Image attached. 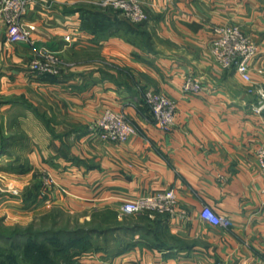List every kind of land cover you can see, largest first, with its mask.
Wrapping results in <instances>:
<instances>
[{"label":"crops","instance_id":"1","mask_svg":"<svg viewBox=\"0 0 264 264\" xmlns=\"http://www.w3.org/2000/svg\"><path fill=\"white\" fill-rule=\"evenodd\" d=\"M98 1L34 0L24 15L34 26L30 40L1 36L0 174L18 188L38 172L52 179L30 215L60 204L119 226L73 264H262L256 150L264 113L253 110L257 95L234 68L220 66L210 44L216 25H238L258 45L250 76L264 89V0H140L148 18L138 33L106 17ZM41 50L63 60L59 75L28 67ZM187 77L200 82L197 92L183 90ZM146 89L176 102L170 130L151 119ZM105 109L123 111L136 133L125 142L99 138L92 122ZM168 188L172 213L119 210L125 198ZM203 205L226 225L201 218ZM22 207L5 199L0 214H26Z\"/></svg>","mask_w":264,"mask_h":264},{"label":"built area","instance_id":"2","mask_svg":"<svg viewBox=\"0 0 264 264\" xmlns=\"http://www.w3.org/2000/svg\"><path fill=\"white\" fill-rule=\"evenodd\" d=\"M34 0H0V38L4 36L9 42H28L32 24L24 21L29 6ZM102 8L111 7L125 19L136 22L148 17L140 0H99ZM214 37L210 51L214 59L223 68H234L240 78L247 83V92L255 93L257 101L252 106L256 113L264 107V89L256 86L250 76V65L258 52V45L235 24H218L213 28ZM69 39V35L65 36ZM63 60L51 50H41L28 61V67L39 75H59L63 70ZM185 92H197L200 82L187 77L182 86ZM143 102L155 124L170 130L175 124L176 102L169 96L152 90H144ZM92 128L102 140L125 142L136 133V127L123 111L105 109L92 122ZM258 167L264 174V141L256 150ZM46 183H52L47 176ZM176 197L172 188L155 194L125 198L119 204L123 214H135L144 211L172 213L175 210ZM200 216L214 225H226V218L217 214L211 206L203 205ZM264 264V262L262 263Z\"/></svg>","mask_w":264,"mask_h":264},{"label":"rangeland","instance_id":"3","mask_svg":"<svg viewBox=\"0 0 264 264\" xmlns=\"http://www.w3.org/2000/svg\"><path fill=\"white\" fill-rule=\"evenodd\" d=\"M147 18L132 23L143 24ZM64 65L65 63L63 68ZM47 176V174L35 173L27 185L18 188L10 181L11 178L9 182L0 174V202L5 199L17 200L23 204L22 209L26 210V214L17 211L10 212L8 216L6 213L0 214V264H73L84 253L96 251L101 235L98 233L99 230L113 226L112 223L105 224L103 215L101 216L97 211L89 214L73 213L60 204L50 205L47 211L41 214L30 215V209L45 199L42 196L51 184L46 183ZM85 231H91L89 237ZM73 232L78 239L72 237ZM27 235L32 240H37L29 248L23 247L24 243L20 244L29 238ZM83 235L85 238H81ZM51 236L57 240V243L52 240L48 242L47 248L42 250L40 240ZM101 236L103 239L104 236ZM86 247L88 249L81 253V249ZM58 248L65 250L59 251Z\"/></svg>","mask_w":264,"mask_h":264},{"label":"trees","instance_id":"4","mask_svg":"<svg viewBox=\"0 0 264 264\" xmlns=\"http://www.w3.org/2000/svg\"><path fill=\"white\" fill-rule=\"evenodd\" d=\"M99 7V6H98ZM106 17L108 16V17H110V18H113V19H115V21L117 22V24L118 23H120V25L127 31V32H131V33H138V29H139V27L142 25V23L141 24H133L132 22H130L129 20H127V19H125L123 16H121L120 14H119V12L118 11H116V10H113V9H110V8H101V7H99L98 8ZM135 27H137V28H135ZM46 196H45V194H43V196H42V198H45ZM35 198H37V196L35 197ZM35 200V199H34ZM38 200V199H37ZM103 222L105 223V224H109L110 225V223H112V227L110 226V227H107V228H104V229H101V230H99L98 231V233L99 234H101V235H103L104 237H105V235L107 234V233H113L114 232V230H115V228H119V226H115V224L113 223V221H109L108 219H107V217H105V216H103ZM85 232H87L88 233V237H89V233L91 232V231H85ZM73 235L74 236H72L74 239H78L76 236V234L73 232ZM85 235V234H84ZM84 235H83V237H81V238H85L84 237ZM28 237H29V235H27ZM107 236V235H106ZM23 237H26V236H23ZM79 237V236H78ZM105 238H107V237H105ZM104 238V239H105ZM60 239V238H59ZM52 240H53V242H55V244L57 243V240L55 239L54 240V238L51 236L50 238H48V237H45V238H42L41 240H40V243H41V247H42V250L44 249V248H47V244H48V242H52ZM21 241V240H20ZM36 241L37 240H32L30 237L29 238H27V240H23L22 242H20V244L22 243H24L23 245V247H25V248H29L30 246H31V244H35L36 243ZM61 249H64L65 250V248H58V250L59 251H61ZM88 248L86 247V248H82L81 249V253H84L86 250H87ZM84 251V252H83ZM39 255V254H38ZM37 255V256H38ZM34 257H36V256H34ZM77 261V260H76ZM74 263V262H73Z\"/></svg>","mask_w":264,"mask_h":264},{"label":"water","instance_id":"5","mask_svg":"<svg viewBox=\"0 0 264 264\" xmlns=\"http://www.w3.org/2000/svg\"><path fill=\"white\" fill-rule=\"evenodd\" d=\"M261 112H263V113H264V107L262 108Z\"/></svg>","mask_w":264,"mask_h":264}]
</instances>
